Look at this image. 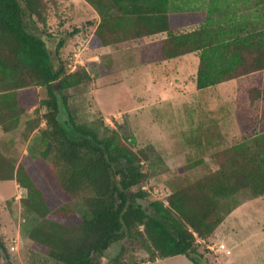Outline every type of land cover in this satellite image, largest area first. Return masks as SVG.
<instances>
[{
  "label": "trees",
  "instance_id": "1",
  "mask_svg": "<svg viewBox=\"0 0 264 264\" xmlns=\"http://www.w3.org/2000/svg\"><path fill=\"white\" fill-rule=\"evenodd\" d=\"M49 1L57 2L0 0V127L13 133L21 126L27 112L20 105V89H46L48 98L41 102L46 128L39 132L44 148L39 157L71 199L63 204L51 201L29 163L0 150V182L16 180L27 191L22 204L33 224L31 241L60 264H104L99 258L127 238L136 240L153 261L185 255L194 264H209L208 250L200 252L198 240L211 237L241 205L238 193L264 195V135L253 145L241 143L216 153L219 169L213 174L164 201L151 200L145 189L150 178L147 152L134 150L117 130L107 128L100 134L73 117L66 93L90 82L91 76L82 67L67 75L66 64L55 57L62 42L55 53L49 50L35 23V17L45 21ZM84 1L100 17L89 42L93 50L166 33L160 42L141 45V62L149 46L159 49L162 62L196 53L198 89L264 71V0H214L211 11L233 8L235 18L225 15L217 26L207 24L186 33L172 31L169 0ZM239 5L247 9L237 17ZM256 92L251 90L252 99L258 97ZM37 127L28 121L23 142ZM15 142L9 140L11 145ZM193 167L187 164L179 172ZM76 200L86 213L73 208ZM0 249H5L1 239Z\"/></svg>",
  "mask_w": 264,
  "mask_h": 264
},
{
  "label": "rangeland",
  "instance_id": "2",
  "mask_svg": "<svg viewBox=\"0 0 264 264\" xmlns=\"http://www.w3.org/2000/svg\"><path fill=\"white\" fill-rule=\"evenodd\" d=\"M213 2L169 0L172 31L186 33L207 24L217 26L225 15L235 18L233 8L229 12L211 11ZM47 6L45 21L35 17V23L49 50L55 53L62 42L55 57L66 64L67 75L75 67H82L91 76L90 82L74 86L66 93L73 117L100 134L107 128L117 130L134 150L147 152L150 178L145 189L151 200L164 201L173 192L213 174L219 169L213 158L216 153L241 143L253 145L256 137L264 135V71L198 89V54L189 55L190 60L181 59L178 64L164 63L159 49L149 46L141 62L140 47L148 39L93 50L89 42L100 22L97 12L84 0H57L55 4L49 1ZM246 9L239 5L237 17ZM251 90H257L256 99H252ZM18 92L20 105L27 114L13 133L0 127V150L19 161L25 159L51 201L71 202L48 163L39 157L44 148L39 132L46 128V110L41 102L48 98L47 91L32 86ZM30 120L38 127L23 142L28 133L23 131ZM10 139L16 140L14 145L9 143ZM28 155L37 159L31 160ZM187 164L194 167L180 173L179 168ZM26 195L27 191L16 180L0 182V239L5 248L0 249V264H60L50 260L47 250L30 239L33 224L31 217L27 220L22 204ZM236 198L243 207L222 225L219 247L224 244V235L247 237L254 233L263 238L264 195L251 198L250 193L241 191ZM72 206L78 214L86 213L81 200L72 201ZM252 244L247 238L243 248ZM198 249H207L209 264H215L213 251L205 244ZM229 249L222 251L228 256L225 264L231 263ZM99 260L104 264H151L158 259L151 260L136 240L127 238L114 244ZM187 260L183 257L158 264H190Z\"/></svg>",
  "mask_w": 264,
  "mask_h": 264
},
{
  "label": "crops",
  "instance_id": "3",
  "mask_svg": "<svg viewBox=\"0 0 264 264\" xmlns=\"http://www.w3.org/2000/svg\"><path fill=\"white\" fill-rule=\"evenodd\" d=\"M88 6H90L87 2H85ZM91 7V6H90ZM92 8V7H91ZM93 9V8H92ZM94 10V9H93ZM95 11V10H94ZM96 12V11H95ZM167 34L166 33H161L155 36H151V37H147L145 39H148L147 42H144L143 44H149V43H155V42H160L162 40H164L166 38ZM92 38V37H91ZM150 39V40H149ZM112 47H107L104 49H111ZM189 55H193V54H189ZM183 56L181 58H177L174 60H170V61H165V62H172V63H180L182 60L181 59H185V60H190L192 56ZM198 59V58H197ZM164 62V63H165ZM199 62V61H198ZM199 65V63H198ZM24 192L25 189L21 188ZM243 206L238 207L235 211H233L225 220L224 222L218 227V229L214 232V234L209 237L207 240H198L199 244H205L206 247L208 249H210L211 251H213V258L215 259V264H225L226 259H228L223 252L225 251V249H229V247H231V251L230 255L232 257H229L231 263L229 264H264V233H263V238H260L259 236H255V234H251L247 237L244 236H239V237H235V236H228V235H224V244H222L219 247V232L221 230L222 225H224L226 223V220L229 217H234L235 213L237 211H239ZM237 218H235L236 221ZM234 232V230H233ZM235 234V232H234ZM249 239V242H253V244L251 245V247H247V248H243L244 244L246 243V239ZM223 251V252H222ZM186 257L185 255H179V256H175V257H170L167 259H158L157 262L151 263V264H158V263H163V261H168V260H176V259H180ZM186 259H188L186 257ZM224 261V263H222L221 261ZM186 263H190V264H194L193 262H191L189 259L186 261Z\"/></svg>",
  "mask_w": 264,
  "mask_h": 264
},
{
  "label": "built area",
  "instance_id": "4",
  "mask_svg": "<svg viewBox=\"0 0 264 264\" xmlns=\"http://www.w3.org/2000/svg\"><path fill=\"white\" fill-rule=\"evenodd\" d=\"M13 249H15V248H13Z\"/></svg>",
  "mask_w": 264,
  "mask_h": 264
}]
</instances>
